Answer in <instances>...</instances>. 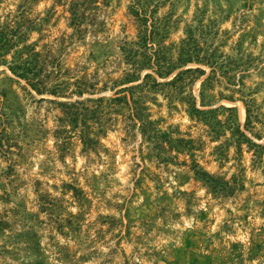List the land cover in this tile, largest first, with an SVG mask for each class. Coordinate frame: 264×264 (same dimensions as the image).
<instances>
[{
    "label": "rangeland",
    "instance_id": "obj_1",
    "mask_svg": "<svg viewBox=\"0 0 264 264\" xmlns=\"http://www.w3.org/2000/svg\"><path fill=\"white\" fill-rule=\"evenodd\" d=\"M134 9L174 65L189 38L215 52L184 69L220 134L163 88L146 115L171 144L143 135L119 93ZM1 32L0 264H264V0H0Z\"/></svg>",
    "mask_w": 264,
    "mask_h": 264
},
{
    "label": "trees",
    "instance_id": "obj_2",
    "mask_svg": "<svg viewBox=\"0 0 264 264\" xmlns=\"http://www.w3.org/2000/svg\"><path fill=\"white\" fill-rule=\"evenodd\" d=\"M133 12L136 16L140 17L141 21L145 22V26H147L145 34L140 37V42L139 44H137L138 47L144 49V52H139L138 50H135L132 46L133 44H125L126 47L124 49V53L126 54L128 64L131 66V74L126 77L124 83L137 84L125 87L121 89L119 93H130L129 102H127L126 104L131 110L132 119H137L139 121L143 135L146 136L148 140L154 141L157 146L160 145L159 143L162 142H169L171 144V141H168L166 139V135H164L160 130H158L155 127L154 123L149 121L148 116L146 115L147 107L145 106V103L147 97L144 93L152 92L153 90L160 91L163 88L173 89V98H180L181 101H186L190 104L191 107L189 113L191 116L202 118L203 121L208 122V124L213 128V131L216 134H220V132H222V125L214 116V111L212 109H200L197 106V99L194 97L192 91L189 96L186 95L187 88L190 85H194L195 81L199 79L196 75L202 77L206 75V72L201 68L184 69L188 64L194 62L198 64L210 65L212 68H214V65L217 62L215 52H212V54L206 53L204 56H202L203 51L193 41V38H189V41H184L182 44L178 59L179 66H176L169 59H167L165 49L161 48L160 44H157L154 41L159 37L162 38V32L165 31L164 27H162V25L157 24V22H154V20L149 27L146 23L148 22L149 18H151V16L146 15L145 13H143V11L139 9H134ZM149 28L151 29L149 30ZM8 45L9 39L7 38L5 33L1 32L0 56L1 51L3 49H6ZM18 69L22 70L21 76H26L31 73L28 67H19ZM146 69L152 70L155 74L158 75V77L162 79H167L176 71H180L177 72V75L172 81L159 82L158 79L155 78L154 75L151 73L145 74L142 78L141 72ZM138 72H140V74H137ZM213 80L214 77H211L209 84H211ZM249 114L250 110L248 109V116ZM248 122H250L249 117ZM235 133L242 138L241 140L251 142L250 139H248V137L240 130L239 127L238 129H236ZM176 142H179V145L184 143L186 145H190L191 143L180 140ZM190 149H193V147L191 146ZM195 168L196 177L209 184L212 188L222 191L227 189V185L225 183L215 179L212 175H210L203 169H198V165H195Z\"/></svg>",
    "mask_w": 264,
    "mask_h": 264
}]
</instances>
